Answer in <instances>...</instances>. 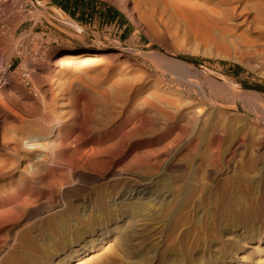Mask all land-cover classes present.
<instances>
[{
    "label": "rangeland",
    "instance_id": "1",
    "mask_svg": "<svg viewBox=\"0 0 264 264\" xmlns=\"http://www.w3.org/2000/svg\"><path fill=\"white\" fill-rule=\"evenodd\" d=\"M36 1L0 0V85L12 76L6 89L14 102L1 99L27 114L0 119V264L264 261V91L245 85L264 87V2ZM101 45L108 49L98 55L58 54ZM118 50L129 57L117 58ZM153 96L188 112L161 131L157 143L141 145L147 152L131 163L147 128L135 107ZM32 99L60 123L34 125ZM53 126V132L71 133V141L82 130H113L103 144L111 161L78 170L79 183L66 194L59 189L73 179L70 168L62 166L50 182L32 176L36 149L23 145L27 135L48 134ZM121 165L126 176L135 173L166 190V199L145 194L139 205L113 203L128 178L107 184L102 177ZM22 180L41 191L29 204L17 186ZM36 198L45 205L38 207ZM13 201L22 202L14 207ZM138 212L146 219L136 237ZM12 219H18L17 233L9 231Z\"/></svg>",
    "mask_w": 264,
    "mask_h": 264
},
{
    "label": "bare ground",
    "instance_id": "2",
    "mask_svg": "<svg viewBox=\"0 0 264 264\" xmlns=\"http://www.w3.org/2000/svg\"><path fill=\"white\" fill-rule=\"evenodd\" d=\"M35 2H37L36 0H33ZM127 1V0H124ZM234 1V0H233ZM241 1V0H240ZM264 2V0H262ZM11 3V2H10ZM13 3V2H12ZM241 4V2H239ZM235 4V3H234ZM237 5V4H236ZM1 7V6H0ZM6 7V5H5ZM7 9V8H6ZM8 10V9H7ZM242 10V9H241ZM5 11V10H4ZM238 11V10H237ZM239 13H241L239 11ZM61 16V15H60ZM11 29V28H10ZM108 49L107 45H101L99 48L92 50L89 48H82V49H68L67 51H65L64 48L60 49L58 54L60 53H65L67 52L68 55H72V54H77L78 56H86V55H90V54H100L102 51ZM136 50V49H135ZM95 51V52H92ZM126 54V56L129 57L128 51L126 52V50L124 51H120L118 50V52L116 53V57L117 58H122V56H124ZM115 57V58H116ZM59 58V57H58ZM114 58V59H115ZM172 59V58H171ZM132 60V59H131ZM57 61V60H56ZM171 63L173 61H170ZM177 62L179 61H175V63L177 64ZM184 74H188L187 72H183ZM178 74V73H177ZM196 75V74H195ZM194 75V76H195ZM193 76V75H192ZM191 76V77H192ZM193 76V77H194ZM182 77V76H181ZM189 77V76H188ZM190 77V78H191ZM196 78V76L194 77V79ZM198 78V76H197ZM12 79V76L8 78L3 79V81L1 82L0 85V119L2 121H7L10 117L13 118H17L19 120H23L24 117L27 116V114L25 113L26 116H24V113L22 114L23 111L18 112V110L14 109L11 104L9 105L8 101L1 99L2 96H6L9 97L10 100H12V92H7L8 88L6 89V85L8 84V82ZM189 79V78H188ZM177 80V79H176ZM181 80V78H180ZM185 80V79H184ZM183 80V82H185ZM191 80V79H189ZM197 81H200L199 79ZM202 81V80H201ZM182 82V80H181ZM196 82V81H195ZM194 82V83H195ZM186 83V82H185ZM189 83V82H188ZM191 83V84H194ZM199 84V87H201V91H205V88L203 86L202 83L200 82H196ZM204 83V82H203ZM187 85V84H186ZM8 86V85H7ZM191 87V86H190ZM20 92V91H19ZM201 94V93H200ZM4 98V97H3ZM146 98V97H145ZM167 98V97H166ZM29 99V98H28ZM168 99H171V97H169ZM21 100V99H20ZM42 100V99H41ZM8 103H6V102ZM14 102V100H12ZM29 101V100H28ZM134 101V100H133ZM20 102V101H19ZM26 102V100H25ZM24 102V103H25ZM143 102V101H142ZM140 103L135 107V111L138 112V114H140L141 116H143V120L145 125H147L146 127V135L143 137H141V139H139L136 142V148H138V151H136V154L134 156V158L132 159L131 163H134L133 161L137 160L138 162H141V159H143L142 157L145 155V153L147 152L146 148L143 150L141 147V145L148 143L149 144H154L158 142V138L160 135V132L163 131L164 129L171 127L172 125H174V121L176 117H180L185 115L188 111H185V109L182 110V107L180 104L175 103L173 101L170 100H166L164 98H161V96H153V97H149L146 99V103ZM139 103V102H138ZM26 107L28 108L29 106L28 103L26 102ZM30 107L32 109L35 110V120H33L32 122L34 123V125H39V126H43L46 124V122H55L56 125L57 123H60L61 120L53 118V117H48L46 116L45 113H43L41 111V107L39 105V103L37 102L36 99H32V102H29ZM24 107V105H23ZM45 107V106H44ZM24 108V109H25ZM20 109V108H19ZM127 109V108H126ZM31 110V109H30ZM125 110V109H124ZM27 111V109H26ZM29 112V111H28ZM34 112V111H33ZM32 112V113H33ZM30 113V112H29ZM125 115V114H124ZM30 117V115L28 116ZM119 117V116H118ZM27 118V117H26ZM33 118V116H32ZM140 118V117H139ZM138 118V119H139ZM135 119V118H134ZM138 121V120H137ZM136 121V122H137ZM8 122V121H7ZM134 122V121H133ZM108 123V122H107ZM177 123V122H176ZM2 124V123H1ZM134 124V123H133ZM54 125V124H53ZM55 125V126H56ZM176 125V124H175ZM53 126L51 128V130L49 131L48 134H29L26 136L27 140L23 141V145L29 147V148H35L36 150L32 151V159L33 162L31 163V168H30V172L32 173V176H36L40 179L43 180H48L49 182L52 181L53 179H57L56 173L59 172L60 168L62 169V166L68 167L70 168V175L72 176V180L66 181V182H62V185L60 187V193L59 194H66L69 191V187L72 185H77L79 182L77 181V173L79 172L78 170H82L83 169H96L97 167H99L100 165H103L110 162L111 158H110V154H107L105 150H103V144L107 142V140L109 138H112L111 135L113 133L112 129H106L103 131H96V132H91V131H87V130H82V135H80L79 137L77 136V139H74V141H71L70 138V134L71 133H61L60 131L58 132H53V128L55 127ZM108 126V125H107ZM55 129V128H54ZM178 129V128H177ZM124 130L120 131L123 135L125 134V132H123ZM54 136V138L50 139L49 141L46 140V143H44V139ZM162 136V135H161ZM86 137V138H85ZM21 138V137H20ZM23 138V137H22ZM85 139V141L83 142L84 145H82V143H79L81 141V139ZM164 138V137H163ZM23 140V139H22ZM48 141V142H47ZM109 141V140H108ZM114 142V141H113ZM168 142V141H167ZM170 142V141H169ZM114 144V143H113ZM109 145V144H108ZM111 145V142H110ZM105 147V146H104ZM134 148V147H133ZM191 148V147H190ZM215 149V148H214ZM148 150H151L150 148H148ZM156 150V149H155ZM125 151V150H124ZM152 151V150H151ZM213 152V151H212ZM123 154V153H122ZM125 155V154H124ZM120 157V156H119ZM118 157V158H119ZM122 158V157H121ZM127 158V157H126ZM230 159V158H228ZM130 160V159H129ZM128 160V161H129ZM145 160V158H144ZM149 160V159H147ZM155 160V159H154ZM157 160V158H156ZM149 162V161H148ZM136 164V162H135ZM27 165V164H26ZM11 166V165H9ZM13 166V165H12ZM15 166V165H14ZM142 166V165H141ZM144 166V165H143ZM124 167V166H123ZM136 167V166H135ZM140 167V166H139ZM148 167V166H146ZM29 168V167H28ZM141 168V167H140ZM134 169V168H133ZM8 170V169H7ZM127 170V169H126ZM124 168H122V165L120 168H116L114 170H112L108 175H105L104 179H106V183L107 184H111L114 180L116 179H121V178H128L126 181L123 182L122 185V189L119 193V195H115V198H112V202L113 203H121L123 202L124 204H135V205H139L140 203L143 202L142 196H144L145 194L146 197L155 200L156 202H163L166 197H167V191L166 190H162L161 188H159L155 183H153L152 180H148V178L146 177H141L139 175H136L135 173L133 175L130 176H126V174L128 173ZM144 170V169H143ZM29 171V170H28ZM27 171V172H28ZM64 171V170H63ZM81 173V172H80ZM86 175V174H85ZM95 175V174H94ZM83 176V175H82ZM90 176V175H89ZM68 178V176H66ZM84 177V176H83ZM93 177V176H92ZM15 178V177H14ZM61 178V177H60ZM91 178V176H90ZM10 179V178H9ZM94 179H98L97 177ZM8 180V179H7ZM21 180V179H20ZM61 180V179H60ZM93 180V179H92ZM9 181V180H8ZM7 181V182H8ZM63 181V179L61 180ZM80 181V180H79ZM88 181V180H86ZM54 182V181H53ZM2 184V183H1ZM21 184V185H20ZM27 181L26 180H22L20 182H17V186L20 185L19 187V192L20 193H26L25 196L23 197V200H25V202H30L29 200L34 199L33 195H40L41 191H37V193L31 189H27L26 187ZM10 185V184H9ZM13 185V184H12ZM56 185V184H55ZM58 185V184H57ZM8 186V185H7ZM90 186V185H89ZM16 187V186H15ZM27 189V190H24ZM57 188V187H56ZM45 189V188H44ZM43 190V189H42ZM72 190V189H71ZM3 191V190H2ZM16 191V190H14ZM74 191V190H73ZM83 192V191H82ZM6 193V192H5ZM73 193V192H72ZM79 193V192H78ZM58 194V193H57ZM12 195V193L9 194V196ZM77 195V194H76ZM55 196V195H54ZM63 196V195H60ZM90 196V195H89ZM66 197V196H65ZM57 198V197H56ZM60 198V197H59ZM28 200V201H27ZM61 200V199H60ZM88 200V199H87ZM37 202L38 207H43L45 205V201L44 199H37L35 200ZM83 201V199H82ZM21 202H14L13 201V205H15L14 207H19V205H21ZM24 202V201H23ZM24 202V203H25ZM64 202V201H63ZM80 202V201H79ZM25 203V204H27ZM33 203V202H32ZM71 203V202H70ZM24 204V206H26ZM29 204V203H28ZM13 205H9L10 208ZM55 205V204H54ZM9 206L7 208V210L9 209ZM72 206V205H71ZM130 206V205H129ZM59 207V206H58ZM13 208V207H12ZM11 208V209H12ZM22 208V207H21ZM20 208V210H21ZM57 208V207H56ZM80 208V207H79ZM122 208V207H121ZM9 209V210H11ZM5 210V209H4ZM16 210V209H14ZM12 209L13 212H16ZM19 210V211H20ZM24 209L22 208V211ZM32 210V209H31ZM28 210V213L30 215L31 212L35 211H31ZM50 210V209H49ZM58 209H54L52 211V213H56ZM89 210V209H88ZM93 210V209H92ZM1 212L3 210H0ZM17 211V213L19 212ZM112 211V210H111ZM4 212V211H3ZM44 212V211H43ZM5 213V212H4ZM9 213V212H8ZM35 213V212H33ZM49 213V212H48ZM141 212H138V218L136 219V228L134 230V235L136 237L141 236L142 233H140V231L142 230V224H144V219H146L145 217H141L142 214H140ZM3 214V213H1ZM0 214V215H1ZM11 214V213H10ZM16 214V213H15ZM46 214V213H45ZM117 214V213H116ZM20 215V214H19ZM33 215V214H32ZM61 215V214H60ZM22 216V215H21ZM20 216V217H21ZM34 216V215H33ZM1 217V216H0ZM5 217V216H4ZM41 217V216H40ZM60 217V216H59ZM30 218V216H29ZM2 219V218H1ZM38 219V218H37ZM34 220V219H33ZM47 220V218H46ZM84 220V219H83ZM37 221V220H35ZM87 221V220H86ZM30 222V221H28ZM74 222V221H73ZM98 222V220H97ZM27 223V222H25ZM39 223V222H38ZM93 223V220L91 221V224ZM24 224V223H23ZM19 222L18 219H12L11 221V226H10V232L14 233V231L16 230V228L18 227ZM26 225V224H24ZM28 226V225H27ZM26 226V227H27ZM38 226V225H37ZM47 227V226H46ZM4 228V227H3ZM22 228V226H21ZM40 228V227H39ZM90 228V227H89ZM19 229V228H18ZM17 229V230H18ZM23 229V228H22ZM16 230V231H17ZM15 231V232H16ZM25 231V230H21ZM6 232V231H5ZM36 232V231H35ZM61 232V231H60ZM88 232H90L89 234H92V231L89 230ZM108 232V231H107ZM17 233V232H16ZM19 233V232H18ZM25 233V232H23ZM3 235L8 236V234H4ZM37 234V233H36ZM62 234V233H61ZM81 234V233H79ZM20 235V233H19ZM27 236V235H26ZM54 236V235H53ZM60 236V235H59ZM5 237V236H4ZM8 238V237H7ZM63 238V237H62ZM4 239V238H3ZM5 241V240H3ZM2 243V242H1ZM8 243V242H7ZM14 243V242H13ZM10 246V245H9ZM85 247V246H84ZM109 247V246H108ZM19 250V249H18ZM82 250V249H81ZM4 251V248H0V256L2 255ZM7 251V250H6ZM76 251V250H75ZM87 253V252H86ZM80 254V253H79ZM96 255V254H95ZM94 256V255H93ZM91 257V256H90ZM95 257V256H94ZM93 257V258H94ZM64 258V257H63ZM99 258L96 256V259ZM2 259V258H0ZM69 259V258H68ZM95 259V260H96ZM68 260H61L60 264H67ZM75 264H87V260L86 259H78L76 261ZM256 264H264L263 260L258 261Z\"/></svg>",
    "mask_w": 264,
    "mask_h": 264
},
{
    "label": "water",
    "instance_id": "3",
    "mask_svg": "<svg viewBox=\"0 0 264 264\" xmlns=\"http://www.w3.org/2000/svg\"><path fill=\"white\" fill-rule=\"evenodd\" d=\"M178 58H180V59H182V60H184V61L192 62V63H194V64L197 65V66L200 65L197 61L193 60V59L190 58V57L184 56V55H178ZM245 85L248 86V87H252V88H255V89H258V90L264 91V87H262V86L253 85V84H245Z\"/></svg>",
    "mask_w": 264,
    "mask_h": 264
},
{
    "label": "trees",
    "instance_id": "4",
    "mask_svg": "<svg viewBox=\"0 0 264 264\" xmlns=\"http://www.w3.org/2000/svg\"><path fill=\"white\" fill-rule=\"evenodd\" d=\"M59 5H60L61 7H63V8L65 7L63 4H59Z\"/></svg>",
    "mask_w": 264,
    "mask_h": 264
}]
</instances>
